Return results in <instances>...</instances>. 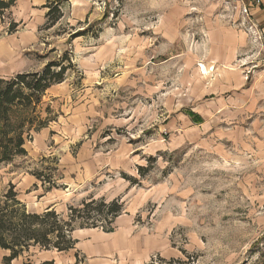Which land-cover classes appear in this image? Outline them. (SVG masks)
<instances>
[{
	"label": "rangeland",
	"instance_id": "374dc122",
	"mask_svg": "<svg viewBox=\"0 0 264 264\" xmlns=\"http://www.w3.org/2000/svg\"><path fill=\"white\" fill-rule=\"evenodd\" d=\"M261 5L16 0L3 11L0 78L71 67L44 93L48 124L27 155L0 166V196L14 185L28 211L64 218L91 200L123 205L110 225L75 222L74 249L35 246L11 264H264V35L249 11ZM9 255L0 248V264Z\"/></svg>",
	"mask_w": 264,
	"mask_h": 264
},
{
	"label": "trees",
	"instance_id": "16d2710c",
	"mask_svg": "<svg viewBox=\"0 0 264 264\" xmlns=\"http://www.w3.org/2000/svg\"><path fill=\"white\" fill-rule=\"evenodd\" d=\"M15 1L0 0V16ZM260 9L264 10L263 5ZM60 19L61 15L54 23ZM70 67L71 64L52 61L39 72L0 78V166L27 155L26 144L48 124L39 111L42 97L51 87L64 81ZM122 209L118 201L91 200L83 202L80 208H71L67 218L51 207L43 213L30 212L19 199L15 186L10 185L0 196V248L10 252L4 264H11L35 246L68 252L76 243L73 239L75 222L96 223L104 219L110 225L121 215Z\"/></svg>",
	"mask_w": 264,
	"mask_h": 264
},
{
	"label": "crops",
	"instance_id": "0c3cea01",
	"mask_svg": "<svg viewBox=\"0 0 264 264\" xmlns=\"http://www.w3.org/2000/svg\"><path fill=\"white\" fill-rule=\"evenodd\" d=\"M249 11L250 17L251 19H253L252 21L261 26V33L264 35V10L252 7Z\"/></svg>",
	"mask_w": 264,
	"mask_h": 264
}]
</instances>
